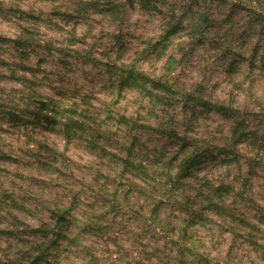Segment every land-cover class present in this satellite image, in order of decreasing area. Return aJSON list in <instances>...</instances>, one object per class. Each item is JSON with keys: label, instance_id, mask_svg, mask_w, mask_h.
Here are the masks:
<instances>
[{"label": "rangeland", "instance_id": "obj_1", "mask_svg": "<svg viewBox=\"0 0 264 264\" xmlns=\"http://www.w3.org/2000/svg\"><path fill=\"white\" fill-rule=\"evenodd\" d=\"M106 2L0 0V264H264V146L226 139L239 119L264 130V0ZM189 5L208 20L162 39ZM139 71L240 115L190 120ZM49 97L56 124L38 117Z\"/></svg>", "mask_w": 264, "mask_h": 264}, {"label": "trees", "instance_id": "obj_2", "mask_svg": "<svg viewBox=\"0 0 264 264\" xmlns=\"http://www.w3.org/2000/svg\"><path fill=\"white\" fill-rule=\"evenodd\" d=\"M154 0H139V5L141 6V8L143 10H155V11H162L160 8H158V6H156L155 3H153ZM106 5H109L111 10H115L116 8H112V7H119L123 4H117V2H115V0H108V2H106ZM130 6L134 7L135 5V0H130ZM194 6V5H193ZM192 5L188 6V10L187 17H183V18H178L176 15V12L174 10H172L171 12V21L169 22V26L168 28L165 29L163 35H162V39L163 38H169L175 34H178L180 32H182L183 30L186 29V27H189L191 32L196 30V27L199 25V22L202 20H205V22L208 20V15L205 12H201V10L198 8L193 7ZM199 16V17H198ZM188 21V22H187ZM187 23V24H186ZM8 40H11L13 42L16 43H22V41L20 40H13L11 38H8ZM253 67H255V62H252L251 64ZM27 67V66H26ZM261 69L263 70L264 73V63L261 66ZM137 75H142L140 78L144 79L146 83L151 84L150 87L147 88V86H142L143 90L145 91V94H147L149 97L155 98V100H157V102L162 103V93L163 95L169 96V97H175L176 95H178L181 99H183L185 101V109L191 110V118L194 117V115H196L198 113V108H201L202 112L204 113H212V112H216L222 115H225L227 117H233L236 115H240V110L238 108L235 107H229L227 105H225L224 103H221L219 101H214L211 98H208L204 92V88L202 87H198L196 89H194L191 92L188 91H184V90H179L176 89L175 86H173L172 84H174L175 82V78L174 76H171L169 78L167 77H161L159 79H153L150 78L148 76H146L143 72H137ZM2 77V74L0 73V79ZM17 77L16 79H20L21 81H29L28 78H26L25 76H15ZM50 101L47 99V101H42V105L40 107V114H38V117L41 115L42 117H44L46 120L49 121H54V124L59 123V119L57 118V116L55 115L56 112V108L58 107V102L54 99L49 97ZM53 104V105H52ZM72 109H74L73 106H69L68 108H66L64 111L65 114H63L64 116L67 117V121L69 123H78L76 120H74L73 116H72ZM0 111H4L3 110V106L0 102ZM55 113V114H54ZM58 114V113H57ZM248 120L245 118L244 120H237V124L235 126H233L231 128V136L227 137L226 139L229 140L230 142V146H234V147H239L241 145H245V146H255V147H263L264 144H262L263 141V137H261V134H264V130H249L247 128V122ZM73 125V124H72ZM173 136H175L176 138L180 137L177 134H173ZM232 151L229 147L227 146H223L220 148V153L223 154L226 152ZM0 155L5 156V157H9L8 154H6V152L1 151L0 150ZM198 156V155H197ZM193 156L188 155L186 160H183V163L181 164L182 167V171H187L188 169H191L193 166L197 165V161H199L198 157L192 158ZM213 156V151H211L208 154H205V156L203 157L205 160H209L211 159ZM198 159V160H197ZM222 189V187L218 188L219 192ZM220 193V192H219ZM222 208H226L225 206L221 205ZM64 213H60L59 211H55V215H57V221H56V228H50L51 232L53 234H55V232L58 230L60 232L58 233H62L64 229L68 230V227L66 225V218L63 214H66L65 211H61ZM241 219V223L247 225V227L249 226V228L253 231H262L263 229L249 221L244 215L242 216ZM264 220V218H263ZM36 233H43V232H47L48 229L43 230L40 228H37L34 230ZM58 235V234H55ZM61 236H63V234H60ZM39 260V258H38ZM38 260L35 262L37 264H39ZM14 261H12L13 263Z\"/></svg>", "mask_w": 264, "mask_h": 264}]
</instances>
